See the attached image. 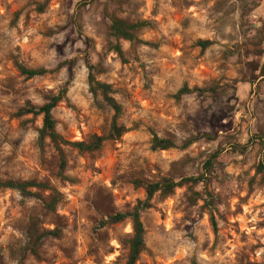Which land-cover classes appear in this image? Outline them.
I'll return each mask as SVG.
<instances>
[{"label":"rangeland","instance_id":"rangeland-1","mask_svg":"<svg viewBox=\"0 0 264 264\" xmlns=\"http://www.w3.org/2000/svg\"><path fill=\"white\" fill-rule=\"evenodd\" d=\"M115 18L149 24L119 41L124 60L110 49ZM90 66L128 132L95 153L65 148L63 179L54 145L39 146L43 117L20 112L65 90L57 132L108 135L114 112L90 92ZM154 135L175 148L153 151ZM201 175L142 212L136 264H264V0H0V180L60 194L50 214L51 191L0 189V264H128L132 222L110 218L145 200L134 182Z\"/></svg>","mask_w":264,"mask_h":264},{"label":"trees","instance_id":"trees-1","mask_svg":"<svg viewBox=\"0 0 264 264\" xmlns=\"http://www.w3.org/2000/svg\"><path fill=\"white\" fill-rule=\"evenodd\" d=\"M49 1V0H47ZM149 24L147 22H137L130 23L123 19L115 18L111 21L109 27L110 37L114 40L111 43L110 49L116 53L122 60H124V51L119 41H127L134 45L137 42H140L137 33L143 28L148 27ZM212 43L210 41H199L198 46L205 50ZM73 63H69V72L72 73ZM90 76H89V84H90V92L94 97H98L99 94L103 97L105 103L111 110L114 112L113 121L111 124V128L109 130L108 135H93L88 141L81 142H70L66 140L62 135L57 132L56 129V121L53 117V110L56 106L63 101L65 96V90L62 91L57 96H52L49 98L48 102L44 104L40 108H36L34 106H28V108L22 110L20 114H28L35 116L43 117V127L40 130L39 137V146L42 149L46 140H50L54 145L56 151L60 156V172L59 175L63 179H66L64 176V171L66 168L67 160L65 156L64 149L72 148L78 151L81 154L84 153H95L102 149L105 143L109 141H117L124 134L128 132L125 126L120 125L118 120L122 115V107L113 97V90L109 84H105L99 82L95 79L93 75V66H90ZM20 73L22 76H26L31 79L34 77L44 76L47 71L44 69H26L24 67L20 68ZM190 143V142H189ZM175 148V145L170 140L161 139L157 135L153 136L152 141V150L153 151H166L169 149ZM218 153L213 156L214 159H217ZM213 163L208 160L205 164V169L210 171ZM208 178L206 175H201L200 177L194 178H185L181 181H175L170 178H163L157 182H143L136 181L134 182L136 187L143 188L146 193V198L144 201L138 202L136 207L129 213H119L110 218V222L112 224H117L122 222L123 220L130 219L132 222L133 235L128 241L129 246V260L128 264H136L140 254L143 252L145 247V228L141 220V214L143 211L151 208V201L153 200L156 194H160L162 196H169L173 194L175 189L181 188L184 185H198L202 183H206ZM0 189H11L18 191L24 197H39L38 194L29 191L30 189H38L41 191H51L52 195L49 196L48 200H43V205L45 210L53 214L57 210V206L59 204V192L54 190L51 186L46 183H38L36 181H28V182H15V181H1L0 180ZM212 225L215 228L216 223L214 218H211ZM48 235L54 236L56 232H48Z\"/></svg>","mask_w":264,"mask_h":264}]
</instances>
